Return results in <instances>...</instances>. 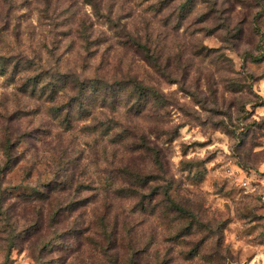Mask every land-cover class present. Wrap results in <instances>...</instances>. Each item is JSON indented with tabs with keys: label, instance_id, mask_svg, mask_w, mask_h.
Returning <instances> with one entry per match:
<instances>
[{
	"label": "rangeland",
	"instance_id": "obj_1",
	"mask_svg": "<svg viewBox=\"0 0 264 264\" xmlns=\"http://www.w3.org/2000/svg\"><path fill=\"white\" fill-rule=\"evenodd\" d=\"M261 5L0 0V264H264Z\"/></svg>",
	"mask_w": 264,
	"mask_h": 264
},
{
	"label": "trees",
	"instance_id": "obj_2",
	"mask_svg": "<svg viewBox=\"0 0 264 264\" xmlns=\"http://www.w3.org/2000/svg\"><path fill=\"white\" fill-rule=\"evenodd\" d=\"M263 9H264V6L261 5L260 10L263 11ZM74 84L76 86V83H74ZM127 86H128L127 87L128 91L131 93H135V95H137V98L138 97L140 98L142 96L145 97V96L151 95L153 93V90H151V89H149V91H148V89H144L141 81H138L136 78H133L132 82L128 83ZM86 88H87V85L80 82L79 84H77L76 93H81L82 91L86 90ZM111 107H114V105L113 106L111 105ZM142 180H143V178L141 176L137 177V181H135L136 182L135 184L137 187L140 186ZM164 197H166L165 194H164Z\"/></svg>",
	"mask_w": 264,
	"mask_h": 264
}]
</instances>
